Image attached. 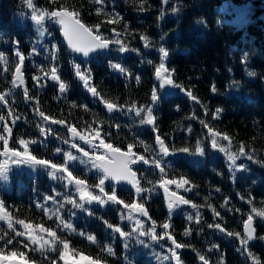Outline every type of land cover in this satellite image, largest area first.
Returning a JSON list of instances; mask_svg holds the SVG:
<instances>
[{
	"label": "trees",
	"instance_id": "trees-1",
	"mask_svg": "<svg viewBox=\"0 0 264 264\" xmlns=\"http://www.w3.org/2000/svg\"><path fill=\"white\" fill-rule=\"evenodd\" d=\"M242 2L253 6H243ZM32 4L38 13L67 6L86 26L95 31L99 25L103 36L120 39L128 50L121 53L119 45L110 44L109 53L80 60L68 52L59 26L49 17L42 25L31 20L33 8L27 0H0V96L6 98L0 101V116H4L0 136L8 139L13 151L23 152L27 146L30 154L52 163L63 164V151H72L78 159L68 162L69 171L84 179L95 195H102L94 187L101 173L92 167L89 156L101 154V149L76 143L89 156L72 149L63 143V139L71 140L67 128L75 127L91 138L87 125H93L101 130L99 139L113 147L127 151L132 144V152L148 161L132 165L142 191L137 195L115 186L117 199L142 204L148 216L112 202L85 204L88 211L74 209L64 195L79 201L74 185L54 180L39 166L31 173L12 164L7 178L0 177L2 210L10 219L9 225L0 222V255L13 257L16 252L15 257L28 262L63 264V243L67 242L69 257H87L90 262L104 264H254L255 260L264 264V217L252 211L264 209V0H32ZM44 28L47 31L41 36ZM142 37H147V47ZM52 44L58 48L55 61L45 58ZM161 47L168 52L163 60L166 76L173 80L174 90L169 95L160 92L155 75ZM17 52L24 57L27 97L24 89L13 83V72L20 63ZM73 61L81 65V73L90 77L89 85L100 95L91 96L77 81ZM114 63H120L125 71L113 68ZM53 66L66 84L63 94L47 83ZM153 89L158 97L155 102L151 99ZM105 100L118 105V110L105 112L101 107ZM149 107L154 117L152 127L140 123ZM137 109H143L139 117ZM39 111L49 119L44 121ZM59 119L65 123H53ZM41 127L47 133L44 136ZM105 132L110 135L105 136ZM212 133L219 134L216 149L211 146ZM158 135L168 148L166 157L160 153ZM2 145L0 140V153ZM198 145L203 154L196 152ZM57 147L61 153L55 151ZM185 147L187 153L180 151ZM221 147L225 153L220 152ZM241 147L245 155L230 166L226 153H238ZM4 158L0 155V162ZM153 160L160 162L163 175ZM241 165L247 170H240ZM181 178L189 183L183 188L174 184V189L190 204L170 213L160 182ZM112 186L105 182L109 194ZM57 210L66 223L73 224L72 230L57 227L59 221L52 215ZM189 215L192 220L187 219ZM249 215L255 222L256 236L252 244H245L242 223ZM20 220L33 225V234H38L36 245ZM153 222L155 241L151 238ZM164 223L170 225L167 230ZM209 224H220L223 231L209 228ZM39 225L56 232L55 241L48 232H37ZM116 227L126 236L120 237ZM229 232L234 235L229 236ZM169 237L184 251L175 249ZM9 240L11 243H6Z\"/></svg>",
	"mask_w": 264,
	"mask_h": 264
},
{
	"label": "snow or ice",
	"instance_id": "snow-or-ice-1",
	"mask_svg": "<svg viewBox=\"0 0 264 264\" xmlns=\"http://www.w3.org/2000/svg\"><path fill=\"white\" fill-rule=\"evenodd\" d=\"M165 3H167V0H165ZM27 4L29 8H33L32 0H27ZM173 12L176 11L174 8L172 10ZM49 17V19L54 22L55 24L59 25L60 31L63 33L64 39L67 41V49L70 50L71 53H78L82 54L83 57H88L90 53L96 52L97 50H103L108 49L110 44H117L119 45V51L121 53H124L128 49L124 44L121 43L120 39H111L109 37L103 36L99 32V25L95 26V31L92 27L86 26L84 23L81 22V19L79 17V14L75 11H68L67 6H64L61 8L60 11H52V12H37L36 9L33 8V12L31 14V20L35 22L36 25H42V22L45 20V17ZM47 31V28H44L40 32V35H45V32ZM50 35V33H49ZM142 39L145 40V46L147 47V37H142ZM47 47V46H45ZM160 52V60L159 66L155 69V75L156 78L160 81V86L163 85H170L173 84V80L171 78H167L164 74L167 72V69L165 68V64L163 62L164 58L167 57L168 52L165 48L161 47L159 48ZM57 53L58 48L56 44H52L51 50L49 51L48 56H46V59H51L52 61H55L57 59ZM16 55L19 57L20 63L22 64L24 61V57L20 55L19 52L16 53ZM74 63V61H73ZM149 64L152 63V61H148ZM76 75L80 77L82 81H84V86L88 89L89 92L92 93L93 96L100 95L96 88L89 85L88 80L90 79L89 76H85L81 73V65L78 63H74ZM112 67L115 69H118L121 73L125 71V69L121 66L120 63H114L112 64ZM16 72L20 73V68H16ZM250 75H254V73H250ZM52 81H59V76L57 75V68L56 66H53L51 68V76ZM18 82L20 85L24 84L23 76H17L13 83ZM66 89V84L63 82L59 83V91L61 93H64ZM24 94L27 97V89H24ZM191 95V93H189ZM157 92L155 89H153L151 94V99L153 102L157 100ZM6 98L4 96H0V101H4ZM104 104L107 108V111L111 113L114 109L118 108V105L109 102L107 100L104 101ZM75 106V105H73ZM143 109H137L136 110V116H141V112ZM217 113L220 112V109L216 110ZM39 116L44 120L47 121L49 118L45 116V113L43 111L38 112ZM4 120V116H0V121ZM154 117L152 108L149 107L147 109V115L145 117H142L140 119L141 125L147 124V125H153ZM53 123L63 125L65 122L63 119L54 120ZM202 124H204V121H201ZM207 126V125H205ZM88 129L91 131V138H89V135L81 134L77 132V129L75 127L69 126L67 128L68 133L71 134V140L69 139H63L64 144H69L72 149H77L79 153H83L84 156H89L88 152H85L83 148H79L78 145L75 143L76 138H79V140L84 141L85 144L90 145L92 149L99 150L103 149V154L98 155H92L89 156V159L92 160V167L97 169L99 173H101V176L99 178V183L94 185L95 188L99 189V193L102 195H95L93 194V191L89 190L88 185L86 184V181L84 179L77 178L73 175L72 171H69L67 164L69 161H76L78 159L77 155H74L72 151H63V157H64V163L63 164H57L52 163L49 159L45 158H37L36 155H32L29 153V149L27 146L24 147L23 152L20 151H13L11 148H9V141L8 139L4 138L3 136H0V140L3 141V152L0 153V155H3L5 157H10V162L12 164L16 165H26L29 168L35 170L38 166L40 168H43L48 171V174L50 177H52L54 180L57 181H66V186L68 185H74L76 193L79 194V201H76L72 199L71 195L68 193H65V202L72 205V208L74 209H84L85 211H88V209H85V204L91 205L93 202H98L101 206L106 205L108 202H112L113 204H123L124 208L129 209L131 211L140 212L143 216H148V212L144 210V206L142 204H125L124 201L117 199L116 194V188L113 185L111 188V194H109L105 190V182L109 179L115 182L120 181H127L129 184L132 185L133 188H135V192L137 195H139L142 191L139 184L140 181L136 179L137 173L132 170L130 167L131 165L135 164L138 160H143L145 164H148V161L144 159L143 156H136L132 152L133 145L129 144L127 152H121L120 147H113L112 143H105L104 139H99L100 137V129H94L93 125H87ZM5 131H9V129L5 128ZM41 136L46 135L45 128L41 127L39 129ZM52 129L49 127L48 132H51ZM209 132L211 133L212 130L209 128ZM110 135V133L105 132V136ZM218 133H212V148L216 149L218 147L217 139ZM99 139V143H94V140ZM224 139H227L225 136ZM156 142L159 145L160 153L163 154V156H168L169 151L168 148L165 146L164 141L160 138V136H156ZM19 143L21 145H26L25 140H20ZM32 143H39V141H32ZM143 143V141H141ZM220 152L225 153L224 148L219 149ZM57 153H61L62 149L57 147L55 150ZM180 151L187 153L188 148H181ZM197 153L203 154V150L199 147V145L196 148ZM227 159L231 162L230 166H235L236 161L239 157L244 156V148L241 147L239 149L238 153H226ZM252 157L249 156L248 159H251ZM153 164L157 168H159L161 175L164 173V168L160 165V162L158 160H153ZM8 166L9 161L5 160L3 162H0V177L7 178V172H8ZM240 170L246 171L247 169L241 165ZM188 180L181 178L179 181H176L174 179H162L160 182V187L163 188L165 199L168 201L167 208L169 212L173 210V208H179L181 205H188L190 204V201L188 199H185L181 195H177L176 192H169L168 185L175 184L177 188H183L184 185L188 184ZM186 192L190 191V189L185 188ZM3 201H0V209L3 208ZM61 208L64 207V204L60 205ZM192 208L196 209L198 206L196 204H192ZM47 211V209L45 210ZM253 212L256 213L259 217H264V209L257 210L256 208L252 209ZM214 215H219L218 212H216L215 209H213ZM52 215L56 217V219L59 221V224L57 227L63 226L66 229L72 230L73 224L72 223H66L63 217H61L59 211L57 210ZM195 216L197 219L200 217V212L197 211L195 213ZM52 218L51 216L49 217ZM192 216L189 215L187 217L188 220H192ZM121 220L124 219L123 216L120 217ZM129 219H131V215H129ZM253 217L251 215L248 216L247 221L244 223V231L246 233V237L243 239L242 243H247L249 240L253 238V233L255 229L252 227ZM19 223L23 225L24 229L26 230H32L33 225L25 223L23 220H20ZM139 223V221H137ZM109 229L113 228V225L110 223L107 225ZM168 223H164L162 225L163 229L167 230L169 228ZM39 228L40 232H48V235L55 241L56 239V232L51 231L50 229H45L43 225L37 226ZM209 228H217L223 231V229L220 227V224H209ZM155 222H153V226L151 229V238L153 241L157 239V236L155 235ZM116 233L120 235V237L126 236V232L121 231L119 227H116L114 229ZM20 235H23L24 233H19ZM145 233H142V235ZM185 236L189 235V232H184ZM229 236L234 235V233L229 232ZM235 235L239 236V233H235ZM33 241V243H36V240L34 237H29ZM91 239V237H90ZM171 239V237H169ZM6 243H11V240L6 241ZM172 243L175 245L176 248H180L182 245L177 244L176 241H172ZM63 248L65 250L64 254L61 256L62 259L66 261V264H68L70 258L68 255V248L69 245L67 242L63 243ZM108 253H112V249H108ZM17 255L16 252L12 253V256L15 257ZM20 255H23L22 253ZM251 255V253H250ZM7 257L0 255V260L6 259ZM82 259H87V257H82ZM201 260L204 259L203 256L200 257ZM26 264V262H24ZM70 264H79V261H70ZM90 264H93V262H90ZM254 264H259L258 260L254 261Z\"/></svg>",
	"mask_w": 264,
	"mask_h": 264
},
{
	"label": "water",
	"instance_id": "water-1",
	"mask_svg": "<svg viewBox=\"0 0 264 264\" xmlns=\"http://www.w3.org/2000/svg\"><path fill=\"white\" fill-rule=\"evenodd\" d=\"M60 35H61V39H62V41L64 42V44L67 45V41L64 39V37H63V33H62L61 31H60ZM108 49H109V48H108ZM108 49L97 50L96 52L90 53L88 57H83L82 54H78V53H76V54L73 53V54H74L76 57H78L79 59H86V58H90V57H93V56H95V55H98V54H100V53H107V52H108ZM69 51H70V50H69ZM18 67L20 68V73H17L16 70H15L14 78H16L17 76L22 75V73H21V65L19 64ZM22 76H23V75H22ZM77 78H78L80 81H82V80L80 79L79 76H77ZM49 81H50L52 84H57V85L59 86L60 81H52L51 78H50V76H49ZM19 85H20V84H19ZM20 86H23V85H20ZM159 87H160V89H161V91H162L163 93H166V94H167V93L170 92V85H163V86H160V84H159ZM103 108H104L105 110H107V108H106L105 105H103ZM114 110H115V109H114ZM114 110H113V111H114ZM113 111H112V112H113ZM75 141L84 142V141L79 140V138H76ZM121 152H124V151H121ZM125 153H126V152H125ZM109 181H111L112 183H114V184H116V185H119V186L128 187V188L132 189L133 191H135V188H133L132 185L129 184L127 181H120V182H118V183L115 182V181H112L111 179H109ZM170 185H171V184H170ZM170 185H168V186H170ZM162 192H163L164 201H165V203H166V205H167V204H168V201L165 199V195H164V191H163V189H162ZM169 192H171V191H169ZM177 195H178V194H177ZM184 207H187V205H181L179 208H184ZM247 219H248V218H247ZM247 219L244 220L243 225H242V233H243V235H244L245 237H246V233H245V231H244V223L247 221ZM252 227L255 229L254 221L252 222ZM255 233H256V230H255L254 233H253V238H252L251 240H249L247 243H249V244L253 243V241H254V239H255ZM172 241H173V240L171 239V242H172ZM173 246H175V245L173 244ZM179 249L182 250L181 248H179ZM2 261H3V260H0V264H3ZM4 264H24V262L21 261V260H19V259H16V258H9V259H7V260L5 261ZM26 264H32V263H26ZM79 264H85V263H84V262H79ZM93 264H94V263H93Z\"/></svg>",
	"mask_w": 264,
	"mask_h": 264
},
{
	"label": "rangeland",
	"instance_id": "rangeland-1",
	"mask_svg": "<svg viewBox=\"0 0 264 264\" xmlns=\"http://www.w3.org/2000/svg\"><path fill=\"white\" fill-rule=\"evenodd\" d=\"M5 160H8L9 161V166H8V168L11 166V162H10V157H5L4 158V161ZM22 166V165H21ZM11 168V167H10ZM22 170H25V171H27V172H32L33 171V169H31V168H29L28 166H26V165H23V169ZM0 215L2 216V218L5 216V215H3V213H2V211H1V209H0ZM32 235H34V236H36L37 238H38V236L36 235V234H32ZM70 258V257H69ZM73 260H75V259H72V258H70V260H69V262L70 261H73ZM78 260H81V261H85L84 259H82L81 257H79L78 258ZM69 262H68V264H69ZM63 264H66V261L65 260H63Z\"/></svg>",
	"mask_w": 264,
	"mask_h": 264
}]
</instances>
